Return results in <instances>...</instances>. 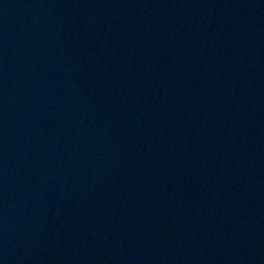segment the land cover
Instances as JSON below:
<instances>
[{"label": "water", "instance_id": "water-1", "mask_svg": "<svg viewBox=\"0 0 264 264\" xmlns=\"http://www.w3.org/2000/svg\"><path fill=\"white\" fill-rule=\"evenodd\" d=\"M0 264H264V0H0Z\"/></svg>", "mask_w": 264, "mask_h": 264}]
</instances>
